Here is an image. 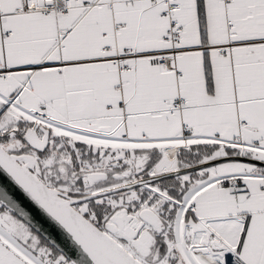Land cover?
<instances>
[{
  "label": "snow or ice",
  "instance_id": "1",
  "mask_svg": "<svg viewBox=\"0 0 264 264\" xmlns=\"http://www.w3.org/2000/svg\"><path fill=\"white\" fill-rule=\"evenodd\" d=\"M0 264H264V0H0Z\"/></svg>",
  "mask_w": 264,
  "mask_h": 264
}]
</instances>
